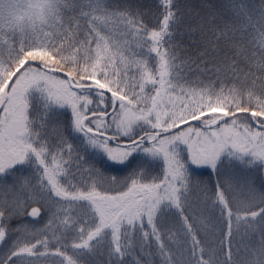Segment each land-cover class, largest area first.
<instances>
[{
  "label": "snow or ice",
  "instance_id": "6c2138e0",
  "mask_svg": "<svg viewBox=\"0 0 264 264\" xmlns=\"http://www.w3.org/2000/svg\"><path fill=\"white\" fill-rule=\"evenodd\" d=\"M0 264H264V0H0Z\"/></svg>",
  "mask_w": 264,
  "mask_h": 264
}]
</instances>
